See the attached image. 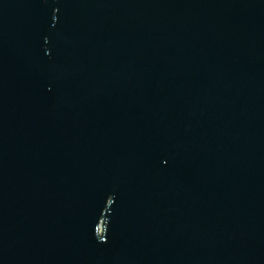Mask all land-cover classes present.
<instances>
[{"label":"water","instance_id":"1","mask_svg":"<svg viewBox=\"0 0 264 264\" xmlns=\"http://www.w3.org/2000/svg\"><path fill=\"white\" fill-rule=\"evenodd\" d=\"M0 264H264V0H0Z\"/></svg>","mask_w":264,"mask_h":264}]
</instances>
